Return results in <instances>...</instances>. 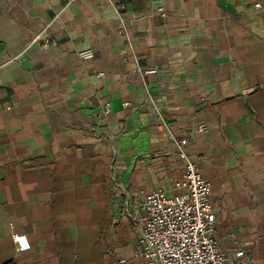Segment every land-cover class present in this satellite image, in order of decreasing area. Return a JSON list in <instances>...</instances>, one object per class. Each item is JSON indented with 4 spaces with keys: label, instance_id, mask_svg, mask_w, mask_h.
Listing matches in <instances>:
<instances>
[{
    "label": "crops",
    "instance_id": "1",
    "mask_svg": "<svg viewBox=\"0 0 264 264\" xmlns=\"http://www.w3.org/2000/svg\"><path fill=\"white\" fill-rule=\"evenodd\" d=\"M178 144L264 264V0H0V264H146L112 175L176 195Z\"/></svg>",
    "mask_w": 264,
    "mask_h": 264
},
{
    "label": "built area",
    "instance_id": "2",
    "mask_svg": "<svg viewBox=\"0 0 264 264\" xmlns=\"http://www.w3.org/2000/svg\"><path fill=\"white\" fill-rule=\"evenodd\" d=\"M79 57L91 59L92 50L79 52ZM140 72L144 77L154 69ZM103 112H109L107 105H104ZM199 131L204 132L205 127L200 126ZM177 155L183 164L182 179L175 184L179 193L171 195L164 189H151L143 195L133 212L128 211L131 198L112 175L118 197L126 195L122 204L137 231L135 255L144 258L146 264H228L229 259L214 235L215 213L210 183L202 176L196 158L179 144ZM12 240L17 251L30 249L25 234L14 233ZM248 262L243 250L235 252L234 264Z\"/></svg>",
    "mask_w": 264,
    "mask_h": 264
},
{
    "label": "trees",
    "instance_id": "3",
    "mask_svg": "<svg viewBox=\"0 0 264 264\" xmlns=\"http://www.w3.org/2000/svg\"><path fill=\"white\" fill-rule=\"evenodd\" d=\"M2 264H16V262L14 260H7L3 262Z\"/></svg>",
    "mask_w": 264,
    "mask_h": 264
}]
</instances>
